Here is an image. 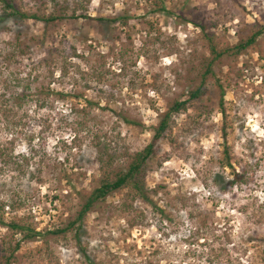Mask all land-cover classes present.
Returning <instances> with one entry per match:
<instances>
[{
  "label": "rangeland",
  "instance_id": "1",
  "mask_svg": "<svg viewBox=\"0 0 264 264\" xmlns=\"http://www.w3.org/2000/svg\"><path fill=\"white\" fill-rule=\"evenodd\" d=\"M68 1L77 15L85 7L118 21L0 24V211L43 232L65 223L99 184L105 150L115 153L117 169L127 165L160 114L188 96L196 83L191 69L208 55L199 25L232 45L264 25V0ZM17 4L28 13L55 11L53 0ZM25 45L30 51L22 54ZM215 69L226 91L227 139L209 84L203 104L216 109L180 114L160 145L147 187L166 188L151 193L153 203L123 209L125 194L117 193L87 215L81 244L99 264H264V35ZM226 143L233 168L221 164ZM233 169L240 180L217 187L215 175L231 179ZM19 237L0 223V264ZM220 247L224 254L212 263ZM12 264L86 263L70 234L23 242Z\"/></svg>",
  "mask_w": 264,
  "mask_h": 264
},
{
  "label": "trees",
  "instance_id": "2",
  "mask_svg": "<svg viewBox=\"0 0 264 264\" xmlns=\"http://www.w3.org/2000/svg\"><path fill=\"white\" fill-rule=\"evenodd\" d=\"M55 7L54 12L49 14L28 13L22 11L17 4V0H0V7L2 12L0 13V24L4 19H12L16 22L26 21L27 19H34L43 22L46 26L57 25L64 19H75L83 17L89 20H100L106 23H116L118 19H107L104 17H92L88 15L87 9L84 7V11L77 15L78 9L75 6H71L68 0H63L62 3L53 0ZM160 11H165L163 3L159 8ZM73 13L70 14L69 12ZM124 20V19H122ZM126 22V21H125ZM124 24V23H123ZM201 28V40L204 47L208 51V55L204 56L201 61L194 65L190 74L194 77L192 81H196L194 87L188 92L186 98L174 99L170 105L160 114L159 122L154 127L153 135L148 144H146L140 150L135 151L131 155V159L127 165L117 169L115 165L116 155L110 151L105 150V156L101 157L100 162V180L99 184L94 187L88 195L79 203L74 215L70 216L65 223L60 227L53 230H47L45 232L38 230L36 227L12 219L6 221L4 213L0 211V223L8 227L13 234H18L20 237L15 242H9L8 252L5 264H12L16 259V253L21 247V244L25 241H34L40 238H44L48 235L55 237H67L72 234L79 242L80 250L86 264H99L98 261L91 256L88 252V248L81 244V235L85 229V220L87 215L94 210L95 207L105 202L110 196L117 193L125 194L122 201L124 208L133 207V205L139 200L148 203H153L151 193L157 194L160 190L166 188L165 184H157L153 189H148L147 179L150 172L153 171L155 164L160 159L159 148L166 138L170 137L176 126V118L180 114H186L190 108H195L198 111V116L203 114H210L216 109V105L208 107L203 104V98L206 94L209 84L214 85L217 88V106L220 112L224 116V123L222 126L223 138L226 140L227 131V110L225 105L226 91L221 79L218 77L215 66L222 60L223 57L231 56L238 59L242 54L248 51L249 48L254 46L259 38L264 35V25L255 23L252 26L251 34L236 44H224L217 40L216 35L207 30L204 24L199 25ZM21 34H17V38L20 40ZM22 54H26L30 51V45L21 46L19 49ZM52 54V53H51ZM66 73V70H62ZM52 74L54 72L52 71ZM23 96H26V91L21 92ZM46 95L53 94L52 89H48ZM71 93H59L61 97L71 96ZM206 100H209L206 98ZM88 103H91L88 101ZM127 123H132V119L129 117H123ZM224 156L221 164L223 166H229L233 168L231 162V153L227 143L225 144ZM8 162V159L7 161ZM241 173L233 169L232 178H226L224 175L218 173L215 175L214 181L217 187L225 190L227 187H233L234 184L240 180ZM5 208L4 203L0 201V210ZM48 242L47 239H45ZM264 242V238H260ZM225 248L220 247L215 249L213 258H216L217 262L222 258ZM222 264H237L233 259L228 258Z\"/></svg>",
  "mask_w": 264,
  "mask_h": 264
}]
</instances>
